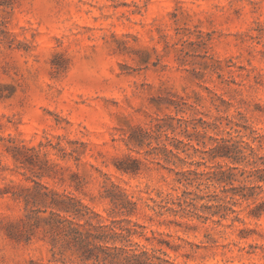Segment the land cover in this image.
<instances>
[{
    "label": "rangeland",
    "instance_id": "rangeland-1",
    "mask_svg": "<svg viewBox=\"0 0 264 264\" xmlns=\"http://www.w3.org/2000/svg\"><path fill=\"white\" fill-rule=\"evenodd\" d=\"M169 117L173 132L128 142ZM176 118L196 129L183 133ZM0 137L60 169L38 177L0 147V189L38 182L73 195L105 223L142 226L132 248L180 264H264V211L251 214L264 186L248 199L236 193L238 171L264 168V0H0ZM213 139L261 159L211 158L203 151ZM126 157L137 172L117 170ZM192 170L203 175L177 181L176 171ZM111 184L136 203L132 215L110 214ZM167 194L196 209L157 215ZM29 210L0 195V264H53L41 230L23 224Z\"/></svg>",
    "mask_w": 264,
    "mask_h": 264
},
{
    "label": "trees",
    "instance_id": "trees-1",
    "mask_svg": "<svg viewBox=\"0 0 264 264\" xmlns=\"http://www.w3.org/2000/svg\"><path fill=\"white\" fill-rule=\"evenodd\" d=\"M180 100L181 104H186L183 98L180 97ZM173 120V117L156 119L150 130L139 128L136 136L129 134L127 136L128 142L142 145L146 138L157 139L167 129L173 132ZM176 124L177 127L181 128L183 133H186L189 128L196 129L192 121L187 119L176 118ZM164 136H166V139L169 138L165 133ZM194 136L197 137V135ZM0 141V147L11 156L15 163L32 170L38 177L58 175L60 173V169H57L55 164H48V161H44L43 166L41 163L39 164L38 151L34 147L18 144L11 137H0ZM213 142L214 144L211 148L203 151V153L209 154L211 158L223 157L230 159L233 163H241L247 160V164L252 165V167H255L258 159H261V157H256L252 149H249V152L245 155L244 150L247 147L239 146L237 142L228 144V141L222 140L220 142L216 141V145L215 139H213ZM177 144H182V141H177ZM186 144L183 143V146ZM56 148L63 155L68 154L72 156L74 152L72 150L67 151L59 143L56 144ZM175 149H179L178 146H175ZM168 152L177 158V153H173L172 150H168ZM74 157L76 158V156ZM249 158L252 159L250 162ZM174 163L172 162L173 165ZM116 168L125 173H135L139 169V166L136 159L126 157L120 164H116ZM232 169L237 168L233 167ZM51 172L52 174H50ZM238 172L239 176L242 177L239 180L242 184L236 190L240 198L248 199L253 196L255 188L264 186V168H252L250 171L240 170ZM175 174L177 175L178 182L188 180L189 176L199 177L203 175L202 173H197L195 170L176 171ZM223 174L224 172H222ZM228 174L231 173L229 172ZM245 182L254 183L255 185L248 187L244 184ZM6 194L14 199L21 200L25 208H30L29 214L26 215V221L23 224L30 232L36 229L41 230L43 238L50 245L49 250L53 258V264L64 263L67 256L74 257L81 264H180L171 260L161 249L132 248L129 245L130 238L135 234L140 233L141 235V232H137L136 228L142 226L136 223L130 225L129 220L122 219H111L108 223H105L98 213L82 204L73 195L58 194L56 191L38 182H35L34 186L30 188L8 184L3 189H0L1 196ZM103 197L108 198L112 205L110 214L130 216L136 210V203L113 184L110 185L109 189L105 188ZM191 201L193 199L187 202L180 196L172 198V196L167 194L161 201L164 205H157L159 208L156 214L162 215V210H165L176 215L185 210L183 207L186 208L190 205L196 209ZM169 204L177 205V209L169 207ZM47 210V215H38L39 213H45ZM187 211L191 212L189 209ZM263 211L264 201H261L254 209H251V214L257 217ZM80 221L83 222L81 223ZM169 223L180 225L177 222ZM159 243L166 242L160 241ZM168 247L175 251L178 249L177 246ZM30 264L34 263L30 262Z\"/></svg>",
    "mask_w": 264,
    "mask_h": 264
}]
</instances>
